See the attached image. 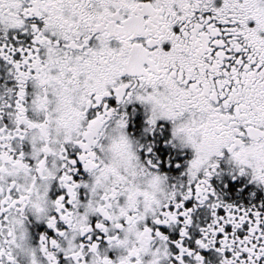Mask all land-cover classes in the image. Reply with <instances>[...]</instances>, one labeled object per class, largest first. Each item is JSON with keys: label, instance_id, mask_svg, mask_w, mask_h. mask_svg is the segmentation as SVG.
Returning <instances> with one entry per match:
<instances>
[{"label": "snow or ice", "instance_id": "1", "mask_svg": "<svg viewBox=\"0 0 264 264\" xmlns=\"http://www.w3.org/2000/svg\"><path fill=\"white\" fill-rule=\"evenodd\" d=\"M0 264H264V0H0Z\"/></svg>", "mask_w": 264, "mask_h": 264}]
</instances>
